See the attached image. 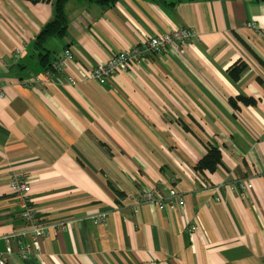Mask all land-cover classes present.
Here are the masks:
<instances>
[{
    "label": "crops",
    "instance_id": "1",
    "mask_svg": "<svg viewBox=\"0 0 264 264\" xmlns=\"http://www.w3.org/2000/svg\"><path fill=\"white\" fill-rule=\"evenodd\" d=\"M54 1L0 0V234L24 225L13 172L28 178L42 218L78 222L26 256L15 247L11 264H264V1L70 0L67 32L47 42L45 67L33 41ZM180 27L198 34L181 52L133 63L106 85L88 75ZM67 48L73 57L61 69ZM241 62L234 81L229 71ZM47 69L51 83H37ZM209 141L223 161L201 172ZM155 182L175 184L186 205L141 200Z\"/></svg>",
    "mask_w": 264,
    "mask_h": 264
},
{
    "label": "built area",
    "instance_id": "2",
    "mask_svg": "<svg viewBox=\"0 0 264 264\" xmlns=\"http://www.w3.org/2000/svg\"><path fill=\"white\" fill-rule=\"evenodd\" d=\"M195 36L197 37L198 34L193 30V28L189 27H180L172 31L151 35L144 40V43L121 49L107 60L95 63L89 72V76L98 81L100 84L106 85L110 76L121 72V70L129 69L133 63L137 64L142 62L144 59L147 60L150 57L157 56L170 47H174L181 52L183 43ZM18 52H20V49ZM72 57V49H65L62 60L58 61L57 66L63 69L65 60L71 59ZM52 74L53 71L47 69L46 72L36 77L35 81L41 85H48L51 83ZM51 86L53 87L54 85L52 84ZM232 152L227 147L224 154L229 157H233L237 164H241V153L235 150ZM157 187L156 182L152 186L143 185L139 198L146 202H154L158 204L160 209L167 206L174 208V206L183 207L185 205V195L179 192L175 187H171L168 192H162L161 190H158ZM237 187L247 192L250 188V184L245 179H240L239 182H237ZM229 189L234 191L236 189V185L233 184L229 186ZM10 192L20 201L24 225L21 228L8 231L2 236L6 247L5 251L0 253V264H11L13 251L8 254V257L5 252L13 247L14 239L18 238L20 245H22L21 250H23L24 256L31 252V250H25L26 244L24 242H26V237L24 235L26 232L32 230V237L34 236L35 238L33 244L38 247L39 242H41L38 235H43V237H45L51 230L58 232L64 228H72L78 222L75 218L60 221H49L42 218L40 210L35 207L33 203V199L31 197V185L23 175L13 176L10 181ZM102 221H104V214L100 217L96 216V222ZM192 230H196L194 225H192Z\"/></svg>",
    "mask_w": 264,
    "mask_h": 264
},
{
    "label": "trees",
    "instance_id": "3",
    "mask_svg": "<svg viewBox=\"0 0 264 264\" xmlns=\"http://www.w3.org/2000/svg\"><path fill=\"white\" fill-rule=\"evenodd\" d=\"M32 2L39 1H50V0H30ZM70 0H55L53 2L54 14L52 18L41 28L39 33L36 35L33 41V47L36 51L37 56L45 67L51 65L52 61V50L48 47L47 42L54 37H62L66 34L68 29V19H67V3ZM104 2L109 3L112 0H103ZM264 1V0H262ZM246 67L244 62H241L239 66L236 68H232L229 71V75L232 80H237L240 78L242 71ZM238 99H240L244 104H255L256 100L252 97H248L245 95H239ZM234 102V100L232 99ZM205 153L200 158V160L196 164V169L201 172L215 171L217 167L222 163V151L221 148L214 141H209L204 144ZM118 191V190H116ZM121 193V192H120ZM121 193V197H122Z\"/></svg>",
    "mask_w": 264,
    "mask_h": 264
},
{
    "label": "rangeland",
    "instance_id": "4",
    "mask_svg": "<svg viewBox=\"0 0 264 264\" xmlns=\"http://www.w3.org/2000/svg\"><path fill=\"white\" fill-rule=\"evenodd\" d=\"M63 69H64V68H63ZM90 70H91V69H90ZM90 70L88 71V75H89ZM13 176H22V174H20V173H18V172H13V173H12V177H11V179L13 178ZM24 178H25V179H28V178H26V176H24ZM35 207H37V206L35 205ZM37 208H38V207H37ZM93 219H94V221L96 222V215L93 216ZM75 225H76V224H75ZM75 225H74V226H75ZM74 226H73V227H74ZM27 233H28V232H26L25 235H26ZM49 233H50V231L48 232V234H49ZM5 234H6V233H5ZM32 234H33V232H32ZM25 235H24V236H25ZM2 236H3V235L0 234V237H1V238H2ZM28 236H29V233H28ZM34 239H35L34 236L32 237V235H31V238H30V237H29L28 239L26 238V242H24V243L26 244V246L31 247V252H33V249H34V248H37L38 250H39V248H40V243H41V242H39V246L36 247V246L33 244ZM22 253H23V250H22ZM23 256H24V255H23Z\"/></svg>",
    "mask_w": 264,
    "mask_h": 264
},
{
    "label": "bare ground",
    "instance_id": "5",
    "mask_svg": "<svg viewBox=\"0 0 264 264\" xmlns=\"http://www.w3.org/2000/svg\"><path fill=\"white\" fill-rule=\"evenodd\" d=\"M241 163H242V162H241ZM175 188H176L179 192L182 193V191H181L180 189H178L176 186H175ZM10 231H13V229L10 230ZM29 232L32 233V230L29 231ZM29 232H28V233H29ZM38 238H40V239L42 240L44 237H43V235H40V236L38 235ZM9 242H10V241H9ZM5 247H6V244H5ZM15 247H18L19 249H21V247H22V245H20V242L18 241V238L13 240V247H11V249H9V250H7V251L5 252V254H6L7 257H8V254H9L11 251H13L12 255L14 254ZM25 250H26V251H30V250H31V247L26 246V247H25ZM4 251H5V250H4Z\"/></svg>",
    "mask_w": 264,
    "mask_h": 264
},
{
    "label": "flooded vegetation",
    "instance_id": "6",
    "mask_svg": "<svg viewBox=\"0 0 264 264\" xmlns=\"http://www.w3.org/2000/svg\"><path fill=\"white\" fill-rule=\"evenodd\" d=\"M172 183H173V182H172ZM173 184H174V183H173ZM174 185H175V184H174ZM174 185H171L170 188H171V187H175ZM157 186H158L157 189H158V190H161L162 192H163V191H164V192H168V191L170 190V188H169V190H166V191H165L163 187H161V186H159V185H157ZM182 193H183V192H182ZM185 200H186V195H185ZM185 205H186V202H185ZM185 205H184V206H185ZM184 206H183V207H184ZM158 207H159V206H158ZM165 208H172V207L167 206V207H165ZM165 208H163V209H165ZM174 208H182V207H176V206H174Z\"/></svg>",
    "mask_w": 264,
    "mask_h": 264
}]
</instances>
